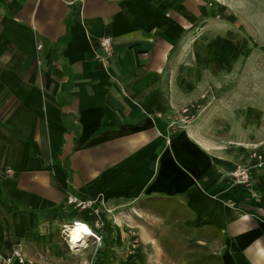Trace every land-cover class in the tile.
I'll return each mask as SVG.
<instances>
[{"label":"crops","instance_id":"obj_1","mask_svg":"<svg viewBox=\"0 0 264 264\" xmlns=\"http://www.w3.org/2000/svg\"><path fill=\"white\" fill-rule=\"evenodd\" d=\"M212 12L209 0H0V264L14 249L77 264L64 227L94 218L71 194L107 210L108 253L130 226L151 241L129 220L146 223L142 212L199 234L215 264H264V166L251 143L228 152L172 126L177 43ZM238 164L249 184L235 183Z\"/></svg>","mask_w":264,"mask_h":264},{"label":"rangeland","instance_id":"obj_2","mask_svg":"<svg viewBox=\"0 0 264 264\" xmlns=\"http://www.w3.org/2000/svg\"><path fill=\"white\" fill-rule=\"evenodd\" d=\"M263 1L209 0L214 19L203 26L186 28V35L177 43L175 84L178 107L181 108L177 111L178 122L172 125H193L200 136L228 152L251 143L250 146L264 159L260 150L264 149ZM195 104L194 118L184 125L181 110ZM139 215L146 223L137 218L129 217V220L147 232L144 236H151V241L143 239L136 228L130 226L123 244L110 253L100 249L93 239L85 248L71 250L68 245L73 252L72 262L216 263L217 251L201 243L199 234L186 235L183 226L172 225L174 218L162 221L142 212ZM123 224L127 222L123 221ZM133 242L137 243L135 249L131 247Z\"/></svg>","mask_w":264,"mask_h":264},{"label":"built area","instance_id":"obj_3","mask_svg":"<svg viewBox=\"0 0 264 264\" xmlns=\"http://www.w3.org/2000/svg\"><path fill=\"white\" fill-rule=\"evenodd\" d=\"M113 53H114L113 37L110 35H106L102 37L99 41V49L98 51H96V59L102 64H106L109 58L113 55ZM194 107H197L196 104L186 106L181 110V122L184 125L190 122L194 118V114L192 113V109ZM251 158L256 160L255 164L253 165L254 167L261 168L264 166V159L262 154L258 153L254 148H252ZM232 176L235 180V183L237 184L240 185L249 184L251 182L250 167H247L243 164H238L236 169L232 172ZM67 201L70 205L75 206L81 211L88 212V214L94 218L93 225H91L87 221H82L90 227L92 233L87 239L86 243L84 245L74 247L73 245H70L68 242L69 248L71 250L78 249L81 247L85 248L89 245V241L91 239H93L94 243L101 244L103 241V233H101L100 231L103 230L104 227V219L102 217V214L104 213V211H107L105 207L102 204L97 205L96 201H94L93 199L82 198L74 194L69 195ZM109 211L110 210H108V212ZM77 221H81V220H77ZM70 225H73V223ZM64 232L68 241V234L65 231V227H64ZM131 247L133 249L137 248V243L133 242L131 244ZM4 261L6 264H14V262H19L20 264H47L44 261H34L27 259L25 254L20 249H14L9 256L4 258Z\"/></svg>","mask_w":264,"mask_h":264},{"label":"clouds","instance_id":"obj_4","mask_svg":"<svg viewBox=\"0 0 264 264\" xmlns=\"http://www.w3.org/2000/svg\"><path fill=\"white\" fill-rule=\"evenodd\" d=\"M74 226H65V231L68 234V242L70 245L82 240V237L90 234L89 226L82 221H74Z\"/></svg>","mask_w":264,"mask_h":264},{"label":"bare ground","instance_id":"obj_5","mask_svg":"<svg viewBox=\"0 0 264 264\" xmlns=\"http://www.w3.org/2000/svg\"><path fill=\"white\" fill-rule=\"evenodd\" d=\"M67 226H68V227H72V226H74V224H73V225H67ZM89 228H90V227H89ZM90 230H91V229H90ZM91 234H92V233L90 232V234L83 236L81 241L76 242L75 244H72V245H73L74 247L84 245V244L86 243L87 239L89 238V236H90Z\"/></svg>","mask_w":264,"mask_h":264}]
</instances>
